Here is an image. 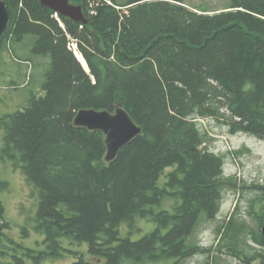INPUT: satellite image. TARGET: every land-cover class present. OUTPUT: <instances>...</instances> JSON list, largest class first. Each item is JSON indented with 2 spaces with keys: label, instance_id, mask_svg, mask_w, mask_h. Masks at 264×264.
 Returning a JSON list of instances; mask_svg holds the SVG:
<instances>
[{
  "label": "trees",
  "instance_id": "16d2710c",
  "mask_svg": "<svg viewBox=\"0 0 264 264\" xmlns=\"http://www.w3.org/2000/svg\"><path fill=\"white\" fill-rule=\"evenodd\" d=\"M5 1L11 20L0 52L10 44L20 62L8 86L32 87L29 68L43 80L0 115V160L22 168L38 200L33 221L43 247L9 234L0 196V264L66 256L72 264H177L191 256L194 233L219 213L227 183L195 118L264 140V0H232L218 12L186 0H70L83 6L86 24L58 18L40 0ZM119 105L142 133L107 161L104 132L74 120L81 109ZM254 187L264 223V184ZM7 188L0 179V194ZM140 220L155 228L135 239ZM242 230L229 229L226 245L238 257ZM255 242L264 248L263 230Z\"/></svg>",
  "mask_w": 264,
  "mask_h": 264
},
{
  "label": "rangeland",
  "instance_id": "374dc122",
  "mask_svg": "<svg viewBox=\"0 0 264 264\" xmlns=\"http://www.w3.org/2000/svg\"><path fill=\"white\" fill-rule=\"evenodd\" d=\"M186 3L198 11L218 12L227 10L232 0H186ZM16 49L9 44L0 52V60L5 61L4 66H0L4 71V75H0V115L16 111L40 89L43 80L39 68L32 71L29 68L23 77L28 80L32 72L35 74L32 87L23 90L8 86L9 80L18 77L20 62L13 56ZM73 49L77 54V47ZM195 120L203 133L205 145L221 155L227 183L223 187L219 213L211 220H202L194 233L192 242L198 250L177 264H264V248L255 242V236L264 229L257 212L263 203H259L260 194L254 187V184H264V140L247 132L234 131L227 123L211 117H196ZM0 179L8 183V188L0 196L6 207V218L12 223L9 234L22 239L29 247L42 248L43 235L35 229L33 221L38 200L36 202L32 196L22 168L15 167L10 160H0ZM237 224L243 227L239 240L243 241L244 251L239 257L229 253L226 246L233 237L229 229L237 228ZM137 227L133 230L135 239L153 230L155 225L140 220ZM130 230L124 224L122 237H126ZM235 238L237 240V234ZM233 251L236 252L237 248ZM72 261L73 258L68 256L49 257L40 263L28 260L27 264H72Z\"/></svg>",
  "mask_w": 264,
  "mask_h": 264
},
{
  "label": "water",
  "instance_id": "95a60500",
  "mask_svg": "<svg viewBox=\"0 0 264 264\" xmlns=\"http://www.w3.org/2000/svg\"><path fill=\"white\" fill-rule=\"evenodd\" d=\"M40 3L61 16L84 24L88 23L83 6L80 4L71 3L70 0H40ZM10 20L11 15L7 3L5 0H0V47ZM74 123L80 127L104 132L108 147L107 161L115 160L120 151L142 133V128L120 105L114 112L108 109H81L76 114Z\"/></svg>",
  "mask_w": 264,
  "mask_h": 264
},
{
  "label": "bare ground",
  "instance_id": "6f19581e",
  "mask_svg": "<svg viewBox=\"0 0 264 264\" xmlns=\"http://www.w3.org/2000/svg\"><path fill=\"white\" fill-rule=\"evenodd\" d=\"M58 18H59V17H58ZM60 23H61V25L63 26V23H62L61 20H60ZM9 24H10V23H9ZM8 27H9V26H8ZM1 44H2V41H1ZM72 46H73V48H74V46L77 47V44H76L75 41L73 42ZM74 51L76 52V50H74ZM76 55H77L78 59L83 63L84 67L88 70V64H87L86 60L84 59L83 55H82L80 52H77Z\"/></svg>",
  "mask_w": 264,
  "mask_h": 264
},
{
  "label": "flooded vegetation",
  "instance_id": "af4514ba",
  "mask_svg": "<svg viewBox=\"0 0 264 264\" xmlns=\"http://www.w3.org/2000/svg\"><path fill=\"white\" fill-rule=\"evenodd\" d=\"M263 227H264V225H263ZM263 231H264V229H263ZM235 255L237 256V251H236V254Z\"/></svg>",
  "mask_w": 264,
  "mask_h": 264
}]
</instances>
